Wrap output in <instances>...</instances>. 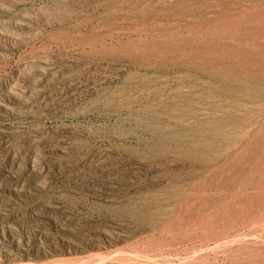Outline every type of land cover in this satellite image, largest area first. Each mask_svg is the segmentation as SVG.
Wrapping results in <instances>:
<instances>
[{"label": "rangeland", "instance_id": "374dc122", "mask_svg": "<svg viewBox=\"0 0 264 264\" xmlns=\"http://www.w3.org/2000/svg\"><path fill=\"white\" fill-rule=\"evenodd\" d=\"M0 264H264V0H0Z\"/></svg>", "mask_w": 264, "mask_h": 264}, {"label": "bare ground", "instance_id": "6f19581e", "mask_svg": "<svg viewBox=\"0 0 264 264\" xmlns=\"http://www.w3.org/2000/svg\"><path fill=\"white\" fill-rule=\"evenodd\" d=\"M45 215V214H44ZM87 256V255H86ZM95 256H93V258H94ZM91 259V258H90ZM89 260V259H88ZM90 261H92V259L90 260ZM95 261V260H94Z\"/></svg>", "mask_w": 264, "mask_h": 264}]
</instances>
